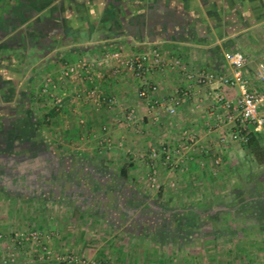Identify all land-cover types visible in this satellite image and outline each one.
I'll list each match as a JSON object with an SVG mask.
<instances>
[{
  "label": "crops",
  "instance_id": "crops-1",
  "mask_svg": "<svg viewBox=\"0 0 264 264\" xmlns=\"http://www.w3.org/2000/svg\"><path fill=\"white\" fill-rule=\"evenodd\" d=\"M249 3L252 7L248 11L244 8L245 5L250 6ZM151 47L159 48L169 57L179 58L190 69L212 71L215 74L228 70L223 58L225 51L243 52L247 66L249 63L264 64V60L258 62L259 55L264 59V0H0V117L12 112L19 113L20 127L11 126L9 130L18 131L19 134L33 130L28 110L24 112L22 105L19 109L14 103V100H19L26 107L32 96V92L28 91L30 87H27L31 86V68H36L43 79L54 69L53 75L58 76L62 67L76 63L83 56L98 57L105 50L112 49L137 53ZM103 73L102 78L92 82L76 76L60 82L59 89L64 91L61 103L42 110L41 117L50 122L49 126L45 127L38 115L35 119L42 125V128L37 125V143L44 142L56 148L55 158L69 148L74 162L103 166L108 164L107 158H111L109 155L104 156V149L116 145L122 148L128 141L124 132H133L136 140L132 144L134 153L130 168L133 166L134 169L137 165L142 167L144 163H162L161 160H152L149 151L164 143L180 145L181 141L172 139L175 131L173 126H167L162 120L174 117L163 114L161 123L155 125L151 121L155 110L137 97L133 105L136 114L132 125L119 128L121 107L107 109L103 105L99 108L94 95L88 96L82 90L97 87L101 94L123 104L122 100L128 99L130 93L137 95L140 83L127 72L112 77L108 66L103 69ZM243 73L251 86L258 83L254 77L255 68L248 69L245 66ZM150 79L160 83V96L163 97L175 87L188 90L182 105L190 102V107L186 109L183 105L178 113L181 117L177 118L186 120L181 126L182 133L188 129V132L197 135L198 140L195 146L185 150L184 163L180 164L186 170L189 169L185 172L180 166V171L185 172V178L200 179V164H204L201 160L211 154L209 149L212 144L218 146L217 141L214 142L207 133L218 137L220 133H228L229 129L228 126H220L208 132L205 125L200 128V122L205 121L210 112H221L220 107L211 101L216 109L207 107L200 115L199 102L191 101H202L208 97L212 100L209 87L197 89L180 72H154ZM221 90L229 98L239 95L238 88L221 87ZM27 122L31 127H26ZM201 130L205 131L203 135ZM160 132L164 133L163 138H155ZM116 133L119 137H114ZM236 145L240 144L236 142ZM227 146L229 144L221 152H228ZM23 164L26 167L22 168L24 179L17 181L15 176H0V185L12 191H29L27 195L33 193L34 196L39 186L36 181H44V171H40L39 161L31 162V157ZM163 168L162 171H166L163 178H166L162 182L166 183L170 173L169 169ZM75 174L79 176L81 172L76 171ZM19 183H23V186L20 187ZM38 190L37 193H44L47 189ZM137 208L128 209L127 214H133ZM78 218L84 219L82 212ZM72 223L77 227L76 220ZM55 224H59L58 228H69V225L59 220L51 227L56 228ZM57 234L64 235L58 230Z\"/></svg>",
  "mask_w": 264,
  "mask_h": 264
},
{
  "label": "rangeland",
  "instance_id": "rangeland-1",
  "mask_svg": "<svg viewBox=\"0 0 264 264\" xmlns=\"http://www.w3.org/2000/svg\"><path fill=\"white\" fill-rule=\"evenodd\" d=\"M249 4L244 9L249 11L252 7ZM258 59V62L264 60L261 55ZM256 64L260 67L263 63H249L246 67L255 68L256 72ZM29 70V79L32 81L31 86L27 87H30L28 91L32 92V96L25 104L26 107L19 100H14V103L19 109L22 105L24 112L27 109L29 120L33 121L32 131L20 133L24 136L34 134L33 144H37L38 148L29 150L27 154L33 155L30 156L31 162H40V171H44L40 177H44V181H36L39 186H36L34 196L33 193L31 196L27 195L29 191H12L0 185V264H264V219L261 217L262 220H256L255 208L261 205L260 200L264 201V192L259 196L255 193V182L264 181V166L255 167V174L251 178L247 177L251 163L244 159L240 145L229 141L228 152H221L225 151L224 146L227 144H221L217 136L207 133L214 142L217 141L220 148L212 144L209 149L211 154L205 155L201 160L204 164H200V179L184 177L189 169L186 170L180 165L184 163L185 155L183 162L178 161L176 166L160 159L162 163H144L142 167L137 165L134 169L132 166L129 168L127 180L119 178L118 170L125 165L130 167L133 162L132 144L136 140L133 132H124L128 141L122 148L116 145L104 149V156L111 157L107 158V165L76 163L70 157L72 154L69 148L55 158L56 148L44 142L36 143L39 123L35 119L37 115L42 119V110L53 106L49 97L40 96V84L48 73L41 79L42 76L36 68ZM54 70L50 71L51 75ZM252 86L261 88L263 85L256 83ZM201 87L202 85H196L197 89ZM128 97L122 100L123 104L113 99L107 103L102 101L99 105V108L105 105L107 109L121 107L119 128L132 125V121L127 122L124 117L134 108L138 96L130 93ZM196 101L199 102L197 104L200 115L207 107L216 109L209 97L202 101L194 99L191 103ZM184 107L188 109L190 102ZM179 110L172 119L162 118L164 113L161 112L158 120L151 121L159 125L162 118L164 124L172 125L175 130L172 139L184 141L186 134L182 133L181 126L186 120L177 118L181 117ZM18 118L19 113L15 112L0 117V138L6 137L11 126L20 127ZM178 120L181 122H177ZM40 121L45 127L49 126V121ZM207 121L213 127L207 126ZM203 122H200V128L205 125L208 132L216 129V121L212 118ZM26 125L31 127L28 122ZM39 126L42 128V125ZM14 131L11 130V136ZM201 131L203 135L205 131ZM163 134L160 132L155 138L162 139ZM256 135L264 144L263 132ZM114 137H119V134L116 133ZM19 139L12 140L16 146L23 143ZM38 149L39 156L36 154ZM7 162L4 160V164H0L1 173L8 168L15 169ZM23 163L18 167L22 169L25 166ZM163 167L169 169L170 173L166 183L162 182L166 178H163L164 172L166 173L162 171ZM180 168L185 172L182 173ZM75 169L81 172L79 176L75 174ZM103 169L107 172L101 178ZM153 169L155 173H152ZM112 176L119 181L120 187L118 185L117 188V184L112 183ZM95 177L99 180L98 183L93 181ZM106 183L110 184L111 190L105 187ZM251 187H254L252 197L242 199L245 200V205L234 211L236 195L240 193L249 196ZM38 189L47 190L37 193ZM139 197L145 199L141 201ZM255 198L257 199L254 200ZM136 205L137 210L128 215V209ZM223 207L230 209V212L216 213L209 219L204 218L207 211L220 212ZM81 212L83 220L78 218ZM197 213L202 217L192 220ZM58 220L69 225V228H58L59 224H55L58 229L51 227ZM73 220H76L77 227L72 223ZM57 230L64 235L57 234ZM29 232L33 234L28 235ZM20 233L23 235L20 236ZM26 236L29 238L19 239ZM71 257L72 261L69 260Z\"/></svg>",
  "mask_w": 264,
  "mask_h": 264
},
{
  "label": "built area",
  "instance_id": "built-area-1",
  "mask_svg": "<svg viewBox=\"0 0 264 264\" xmlns=\"http://www.w3.org/2000/svg\"><path fill=\"white\" fill-rule=\"evenodd\" d=\"M223 58L227 62L228 70L222 74H215L212 71L190 69L179 58L169 57L157 47L146 48L137 53L121 49L105 50L98 57L83 56L76 63L66 64L60 69L58 76L48 73L40 86V94L49 97L53 106L60 104L64 96L63 89H59L61 81L76 76L92 82L94 79L102 78L103 69L108 66L110 75L115 76L121 72H127L139 80L137 96L146 101L150 108L155 109L153 119L158 120L161 112L167 116H174L187 97L188 90L175 87L164 97L160 96V83L152 81L150 76L154 72H180L189 83L198 87L200 85L209 87L212 101L219 105L221 112L214 114L210 112L208 119L212 118L216 121L215 128L229 127L228 133L218 135L219 142L223 145L228 144L229 141L240 144L247 140L250 133L263 132L264 134V64L258 68L254 75L258 84L263 85L260 88L251 86L249 79L243 73L247 58L242 52L225 51ZM221 87L238 88L239 95L229 98L222 92ZM84 92L88 96L94 95L95 104L98 107L102 101L107 103L114 99L101 94L97 87L84 88ZM135 114V109L131 108L124 119L127 122L133 121ZM207 126L213 127L208 121ZM184 133L186 135L180 145L164 143L159 148L152 147L149 151L150 158L154 161L161 159L165 163L175 166L178 161L182 163L185 150L193 147L198 140L196 134L187 130H184ZM152 173H155L154 169ZM32 234L29 232L28 235ZM22 235L23 233H20V236ZM28 238V236L19 237L20 240ZM33 238L36 236L33 235ZM69 260L72 261L73 257Z\"/></svg>",
  "mask_w": 264,
  "mask_h": 264
},
{
  "label": "trees",
  "instance_id": "trees-1",
  "mask_svg": "<svg viewBox=\"0 0 264 264\" xmlns=\"http://www.w3.org/2000/svg\"><path fill=\"white\" fill-rule=\"evenodd\" d=\"M240 146L242 147V150L244 152V159L247 160L248 163L249 162L251 163V166L248 167L249 174L247 175V177L251 178V176L253 174H255V171H254L255 170V167L260 168V167L264 166V144L259 140L258 136L255 133H250L248 135L247 140L241 142L240 143ZM129 168H130L129 165L122 166L118 170V174L117 175L119 176V178H121L122 180H127L128 179V175H129ZM103 174L105 175V171L101 172V176H100L101 178H102ZM101 178H100V180H101ZM111 179L113 180L112 183L115 182L117 184L116 185L117 188H118V185L120 187V184H119V181L118 180H115L113 178V176H112ZM93 181H95V183H98L99 180L96 179V177H95V180H93ZM255 184H256L255 186L257 188V190L255 191V193H257V196H259V194H262L264 192V181H261V180L260 181H256ZM105 187L107 189L109 188L111 190L109 183H106L105 184ZM253 190H254V187H251V191H250L251 193L249 194V196H247V194H245V196H244V194L242 195L240 193H238L236 195V198L237 199L235 201L236 204L233 207V208H235L234 211L236 210V208H241L242 206L245 205V203H244L245 200H242V199H246L248 197H252L251 195H253L252 194L253 193ZM139 198L141 199V201H143L145 199V198H142V197H139ZM256 199L257 198H255L254 200H256ZM263 202L264 201H261L260 200L259 203L261 205L255 207L256 208V212H257V219H256L257 221L264 219V203ZM139 205H141V204H139ZM135 207H138V205H136ZM221 209H222V211H220V212H213V213H211V212H208L207 211L206 214H205V216H204V218L209 219V218L215 216L216 213H224V214H227V213L230 212V209H228V208L225 209L223 207ZM211 211H213V210H211ZM203 212H205V211H203ZM191 213H193V212H191ZM200 217H202V216H200V213L199 214L197 213V214H195V217H193L192 220L196 221L197 219H200ZM261 217H262V219H261ZM80 218H82V217H80Z\"/></svg>",
  "mask_w": 264,
  "mask_h": 264
},
{
  "label": "flooded vegetation",
  "instance_id": "flooded-vegetation-1",
  "mask_svg": "<svg viewBox=\"0 0 264 264\" xmlns=\"http://www.w3.org/2000/svg\"><path fill=\"white\" fill-rule=\"evenodd\" d=\"M14 132H13V136H11L12 133L9 130V131H7V133L5 132L7 135L4 139L0 138V164H4V160H7L8 161L7 164H9V166L13 165L15 169H13V170H11L10 168L5 169V171H3V173L0 172V174H1L0 176L2 178L5 176H9L10 178L15 176L17 181H19L18 179H24L25 174L22 173V170L25 169V167H23V169H21L18 166L23 163L22 160H26V159L30 158L29 155L27 154V152H29V150H34V149L36 150L38 148V145L33 144L34 139H35L34 135L32 136L29 133V134H27V136H24V134H19L18 131H14ZM14 138H16V139L20 138L19 140H21L23 143L16 146L15 143L12 141ZM39 152H40V150L37 151L36 154H39ZM21 155H23L22 158L20 157ZM5 156H7V157H5ZM30 156H31V154H30ZM13 159H14V161L10 164V161ZM22 184L19 183V186L22 187L23 186Z\"/></svg>",
  "mask_w": 264,
  "mask_h": 264
}]
</instances>
